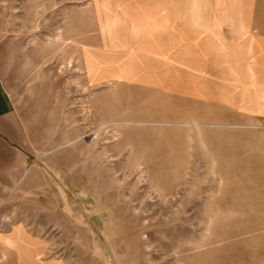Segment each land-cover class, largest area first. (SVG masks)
Wrapping results in <instances>:
<instances>
[{"label": "rangeland", "instance_id": "1", "mask_svg": "<svg viewBox=\"0 0 264 264\" xmlns=\"http://www.w3.org/2000/svg\"><path fill=\"white\" fill-rule=\"evenodd\" d=\"M82 1L0 0L3 126L21 145L0 141V247L34 264H264L262 96L93 82L67 26Z\"/></svg>", "mask_w": 264, "mask_h": 264}, {"label": "crops", "instance_id": "2", "mask_svg": "<svg viewBox=\"0 0 264 264\" xmlns=\"http://www.w3.org/2000/svg\"><path fill=\"white\" fill-rule=\"evenodd\" d=\"M242 2L90 0L74 7L67 26L76 37L88 38L79 51L95 83L117 82L196 101L264 100V27L256 23L264 14L243 11ZM4 96L0 83V141L18 153L20 143L3 126L14 117ZM5 243L0 264H34L28 247L24 252L9 238Z\"/></svg>", "mask_w": 264, "mask_h": 264}]
</instances>
